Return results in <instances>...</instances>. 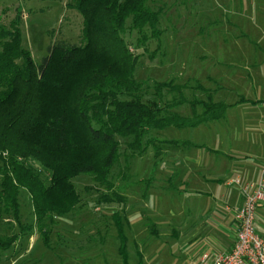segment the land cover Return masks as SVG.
<instances>
[{
  "label": "rangeland",
  "instance_id": "374dc122",
  "mask_svg": "<svg viewBox=\"0 0 264 264\" xmlns=\"http://www.w3.org/2000/svg\"><path fill=\"white\" fill-rule=\"evenodd\" d=\"M73 1L0 0V23L8 25L19 16L22 47L30 52L35 65H40L54 44H81L82 18L67 7ZM248 1L150 0L153 10H161V35L136 49L139 62L134 79L145 83L143 101L154 100L155 83L170 80L183 87L184 100L172 111L185 117L193 110L200 114V104L207 103L208 97L226 106L241 98L255 99L257 93L243 71L242 58L246 43L242 32L250 25L246 19L251 9ZM137 38L136 31H131L123 39L134 50ZM172 99L179 102V95L164 91L160 104H172ZM192 102L199 103L192 106ZM230 108L222 119L195 128L150 130L145 139L157 142L141 154L128 147L131 138L116 137L119 156L108 177L112 190L96 184L90 175L75 177L72 184L80 204L49 228L48 247L34 223L30 197L20 191V220L30 231L20 234L14 246L1 254L0 264H199L204 256L211 260L214 254L224 252L235 231V223L231 225L235 204L228 197L233 189L205 194L209 186L188 180L170 200L162 191V187L167 188L163 186L162 167L168 149L182 156H202L203 166L212 151L224 145L238 155L237 150L258 142L255 129L243 116L249 106ZM185 143L189 144L185 148H191L185 149ZM198 171L199 176L206 174L205 169ZM113 194L123 202L113 199ZM102 195L112 202H102ZM115 213L123 220L124 248L111 220ZM255 219L256 229L264 234V211H256ZM19 230L12 219L0 220V234L11 236Z\"/></svg>",
  "mask_w": 264,
  "mask_h": 264
},
{
  "label": "trees",
  "instance_id": "16d2710c",
  "mask_svg": "<svg viewBox=\"0 0 264 264\" xmlns=\"http://www.w3.org/2000/svg\"><path fill=\"white\" fill-rule=\"evenodd\" d=\"M73 2L67 7L82 18L81 44H54L40 65L22 47L19 16L0 23V220L12 219L20 229L0 234V259L30 231L20 220V191L28 193L34 223L48 247L49 228L80 204L75 177L90 175L112 190L108 177L119 156L116 137L131 138L128 147L141 154L157 142L145 139L150 130L195 128L222 119L228 108L244 102L226 106L208 97L200 114L193 110L181 116L172 110L184 102L183 87L172 80L155 83L154 100L143 101L145 83L134 79L136 49L160 37L161 10H153L150 0ZM131 31L138 35L134 50L123 39ZM164 91L177 93L179 102L161 105ZM102 202L112 200L102 195ZM111 220L124 248L123 220L118 213Z\"/></svg>",
  "mask_w": 264,
  "mask_h": 264
},
{
  "label": "crops",
  "instance_id": "0c3cea01",
  "mask_svg": "<svg viewBox=\"0 0 264 264\" xmlns=\"http://www.w3.org/2000/svg\"><path fill=\"white\" fill-rule=\"evenodd\" d=\"M247 3L251 9L250 13L246 15L250 25L243 28L242 32V36L246 40L242 48L243 71L250 83L254 85L252 89L257 94L253 97L255 99H245L243 97L244 102L236 106H249L243 112V116L250 123L248 126L252 124L253 130L255 129L253 135L256 134L258 142H250L249 147L237 150L238 155H235L229 149L228 144L221 143L220 146H224L220 150H213V154H210L209 159L205 160L203 166L204 159L202 156L195 158L182 156L179 152H171L168 149L165 153L168 156L162 167L163 186H167V188L162 187V191L169 194L170 200H173L175 193L185 188L188 180H190L209 186L210 189L205 194H219L225 192L228 188H232L234 192L229 193L228 197L235 204L234 211H236L243 205L241 187L246 183L256 184L264 171V0H249ZM253 51L258 52V54ZM251 158H253V161H249ZM192 164H195L196 167L194 168ZM200 168L206 170L205 175L199 176L197 174ZM234 180H238L239 184H233L232 181ZM152 190L154 191L155 188H152ZM162 209L164 210V207ZM234 218L235 213L231 222L232 226L235 223ZM157 226V223L153 224L154 228ZM235 231L231 235L230 243L226 245L224 252L229 251L232 247L235 240ZM185 238L182 239V242Z\"/></svg>",
  "mask_w": 264,
  "mask_h": 264
},
{
  "label": "built area",
  "instance_id": "2783aa9c",
  "mask_svg": "<svg viewBox=\"0 0 264 264\" xmlns=\"http://www.w3.org/2000/svg\"><path fill=\"white\" fill-rule=\"evenodd\" d=\"M239 184L238 180L232 181ZM243 205L235 211V240L229 251L204 256L199 264H264V234L256 229L255 214L264 211V171L256 184L241 187Z\"/></svg>",
  "mask_w": 264,
  "mask_h": 264
}]
</instances>
